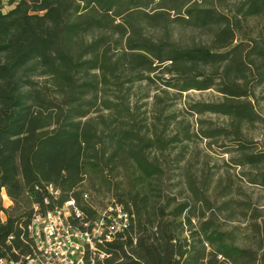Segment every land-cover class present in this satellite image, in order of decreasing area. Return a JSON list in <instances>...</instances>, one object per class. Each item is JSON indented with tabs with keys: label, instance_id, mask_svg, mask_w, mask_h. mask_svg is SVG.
<instances>
[{
	"label": "trees",
	"instance_id": "obj_1",
	"mask_svg": "<svg viewBox=\"0 0 264 264\" xmlns=\"http://www.w3.org/2000/svg\"><path fill=\"white\" fill-rule=\"evenodd\" d=\"M10 4L0 11V258L27 264L37 254L33 219L67 200L95 219L78 186L93 174L109 183V171L128 162L132 178L116 200L134 214L129 231L136 242L127 235L106 244L109 264H264L263 237L257 250L240 245L189 198H150L148 183L159 182L162 169L145 150H164L181 138L162 135L167 122L151 135L141 133L129 104L131 85L153 80L150 74L163 92L213 88L219 101L191 109L226 116L243 162H260L264 153L246 152L240 139L244 125L260 119L255 102L257 89L264 92V0ZM174 23L202 40H171ZM109 85L117 88V101L106 97ZM154 99L159 115L161 97ZM182 133L190 138L187 125ZM258 180L264 186V171ZM190 191L197 196L191 180Z\"/></svg>",
	"mask_w": 264,
	"mask_h": 264
},
{
	"label": "rangeland",
	"instance_id": "obj_2",
	"mask_svg": "<svg viewBox=\"0 0 264 264\" xmlns=\"http://www.w3.org/2000/svg\"><path fill=\"white\" fill-rule=\"evenodd\" d=\"M11 7L10 0H0V11L6 12ZM170 28L171 40L190 43L203 38L199 32L180 24L174 23ZM154 34L155 37L160 36L157 32ZM150 76L153 80L135 82L129 90L131 112L140 126V132L151 135L154 130L159 131L162 122H167L162 135L165 138L174 135L181 138V141L173 142L164 150L155 147L145 150L148 160H154L162 169L160 181L148 183L150 198L157 200L163 194L175 196L177 200L189 198L195 211L212 216L221 229L233 233L236 243L257 250L258 240L264 238V186L257 183L259 172L264 171V157L255 165L243 162L242 151L238 150V143L230 132L229 119L224 115L207 111L196 113L191 109L197 102L219 101L221 95L216 90L189 89L178 93L168 88L163 92L161 89L164 85L159 77ZM117 94L116 87L109 85L105 88L107 98L117 101L114 98ZM155 94L160 95L158 105L164 108L159 115L154 104ZM256 94L258 101L255 104L260 119L244 125L240 142L247 145L246 152L264 153V92L257 89ZM101 112L107 113L108 110ZM186 125L190 132L189 139H183V127ZM212 129L220 130L219 134L207 137L206 133ZM105 136L106 132L101 134V138ZM117 167L109 171V183H102V179L93 174L78 186L82 194H88L87 201L82 200V204L96 214L112 198L117 199L116 194L128 190L132 178L130 165L126 162ZM190 180L198 190V197L190 191ZM7 202L8 199L4 197V203Z\"/></svg>",
	"mask_w": 264,
	"mask_h": 264
},
{
	"label": "built area",
	"instance_id": "obj_3",
	"mask_svg": "<svg viewBox=\"0 0 264 264\" xmlns=\"http://www.w3.org/2000/svg\"><path fill=\"white\" fill-rule=\"evenodd\" d=\"M52 190V188H49ZM134 214L112 198L95 219H87L73 199L37 215L29 226L36 256L27 264H109L111 253L103 249L130 235ZM0 264H19L0 258Z\"/></svg>",
	"mask_w": 264,
	"mask_h": 264
},
{
	"label": "crops",
	"instance_id": "obj_4",
	"mask_svg": "<svg viewBox=\"0 0 264 264\" xmlns=\"http://www.w3.org/2000/svg\"><path fill=\"white\" fill-rule=\"evenodd\" d=\"M9 203V200H8V202H7V204Z\"/></svg>",
	"mask_w": 264,
	"mask_h": 264
}]
</instances>
